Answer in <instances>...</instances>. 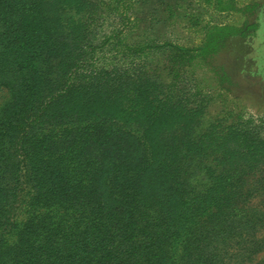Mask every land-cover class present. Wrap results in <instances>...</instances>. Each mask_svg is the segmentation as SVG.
I'll return each mask as SVG.
<instances>
[{"label": "trees", "instance_id": "trees-1", "mask_svg": "<svg viewBox=\"0 0 264 264\" xmlns=\"http://www.w3.org/2000/svg\"><path fill=\"white\" fill-rule=\"evenodd\" d=\"M177 2L0 0V84L14 78L15 90L5 132L0 123V170L9 168L0 187L7 183L9 190L19 189L22 183L13 184L9 176L16 165L30 161L26 174L32 199L37 202L45 192L51 203L46 207L50 218L38 223L36 216L12 221L16 217L6 213L0 218V236L12 235V226L20 232L27 228L26 244L45 248L32 250L16 264H193L188 253L178 259L172 249L179 236L197 240L193 221L219 217L222 222L217 227L222 229L216 228L217 232L228 231L233 220L237 222V215L228 210L226 177L233 180L243 173L245 152L254 150L260 140L256 125L232 130L236 134L231 132L221 143L232 146L224 156L232 160L223 158L231 167L215 178L223 183L189 188L188 177L181 179L180 173L184 174V159L196 152L190 147L187 153L173 154L167 146L153 145L155 133H142L132 122L128 127L124 117L110 109L112 103L120 107L129 103L138 111L149 89L158 91L159 86H165L162 97L149 101L153 109L162 104L159 116L185 107L183 95L192 94L179 82L186 71L174 80L169 63L164 66L168 83L147 76L156 55L177 51L186 58L191 50L155 28H165L179 15L162 11L159 5ZM258 4L248 7L254 10L253 18L242 26L208 22L204 28L209 42L198 51L205 53L210 46L214 51L232 36L246 39L259 33L263 46L264 5L255 7ZM180 15L198 22L204 17ZM61 142L67 146L58 149ZM189 142L180 144L185 149ZM237 196L246 194L237 192ZM210 206L215 209L209 211ZM51 210L55 211L51 214ZM248 219L253 229L264 226L260 217ZM0 264L13 263L2 252Z\"/></svg>", "mask_w": 264, "mask_h": 264}, {"label": "rangeland", "instance_id": "rangeland-1", "mask_svg": "<svg viewBox=\"0 0 264 264\" xmlns=\"http://www.w3.org/2000/svg\"><path fill=\"white\" fill-rule=\"evenodd\" d=\"M254 3H259L255 7H261L264 0H178L174 5L167 3L159 5L162 11L179 15L168 20L165 28L160 26L155 28L161 31V34L167 31L166 37H170L175 44L191 50L185 55L186 58L177 51L171 56L168 52L156 55L155 63L148 69L147 76H151L150 79L153 81L168 83L167 70H164V66L170 63L171 67H174L172 68L174 80L186 71L184 82L181 79L179 86L186 87L188 93L192 95L189 96L187 93L183 95L182 104L185 107L176 112L164 113L162 117L157 111L163 108L162 104L157 103L153 109L149 101L154 96L162 97L165 86H159L158 91L156 86L149 89L152 91L146 94L144 107L138 111H135L133 105L126 103L127 101L124 107H120L118 103L110 105L111 111L124 117L127 126L128 122H132L133 124H130L142 133H155L157 143L153 145L167 146L173 154L178 151L187 153L190 147L196 152L192 158L184 159L182 163L184 174L180 173L181 179L188 177L189 188L207 187L211 181L215 184L223 183V180L218 182L215 178L218 173L231 167L229 163H223L225 150L231 145L222 146L221 143L228 141L231 132L236 134L239 130H248V126L256 125L258 131L256 138L260 140L254 144V150L248 149L245 152L246 158L241 164V168H244L243 173L236 175L237 179L233 180L231 176L226 177L229 178V183L225 195L230 197L231 203L228 210L237 215V222L233 220L228 231L217 232L216 228L222 229L217 227V223L222 222L221 218L214 216L204 220L196 219L193 225L198 235L197 240L193 237L187 239L179 236L173 241L175 257L179 259L188 253L193 264H264V226L253 229L252 224L246 221V217H249L248 221L258 217L264 221V58H262L264 45H260L261 33L258 32V36L252 34L246 39L232 36L229 41L221 42L214 51L211 46L205 53L198 51L199 47L209 42L206 41L208 34L204 28L208 22L211 24L213 20L212 24L215 25L242 26L244 21L253 18L250 13L254 10L248 7ZM145 10L149 11L150 7L146 6ZM184 13H199L204 14V17L199 22L190 21L180 15ZM252 32L249 31L250 34ZM228 35L231 36L230 33ZM5 79L7 84H0L2 132L6 131L5 125L12 114L15 99L13 98L15 90L12 86L14 78ZM60 122L56 121V124ZM255 135L256 133L251 138ZM49 136L51 138L48 141H52L50 139L54 137ZM45 137L47 138V135ZM181 140L190 141L185 149L180 144ZM2 145L3 139L0 138V147ZM201 145L205 148H201ZM66 146L67 143L62 142L57 145L58 149ZM6 150L8 151L7 148ZM231 160L227 157L226 161ZM14 162H17L16 159L8 163L11 165ZM27 163L21 162L16 165L9 176L13 184L22 183L19 189L9 190L7 183L0 187V218L6 213L8 216L16 217L11 218L12 221L16 219L26 221L36 216L35 222L38 223L40 218H50V212L46 207L51 203L47 200L46 193L44 192L37 202L32 199L30 188L32 183L26 174L29 172ZM8 171L9 168H2L0 178ZM29 176L31 177L30 174ZM237 192H243L246 197L237 196ZM224 201L220 205L224 204ZM214 209L211 207L209 211ZM54 211L51 210V214ZM13 228L15 227L12 226V235L7 232L0 236V253L7 254L13 264L18 263V258L22 263V258L32 250L45 249L26 244L27 228L22 232ZM14 232L22 236L13 235ZM17 241L19 245L16 244Z\"/></svg>", "mask_w": 264, "mask_h": 264}]
</instances>
